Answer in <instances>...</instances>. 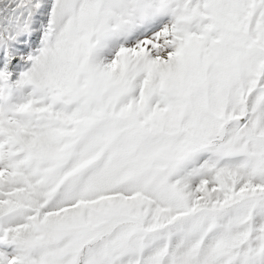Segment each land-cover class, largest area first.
Segmentation results:
<instances>
[{"label":"snow or ice","instance_id":"obj_1","mask_svg":"<svg viewBox=\"0 0 264 264\" xmlns=\"http://www.w3.org/2000/svg\"><path fill=\"white\" fill-rule=\"evenodd\" d=\"M0 264H264V0H0Z\"/></svg>","mask_w":264,"mask_h":264}]
</instances>
